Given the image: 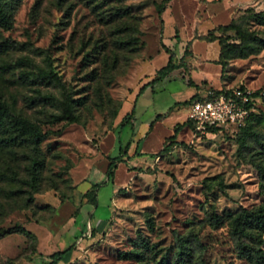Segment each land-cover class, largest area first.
Here are the masks:
<instances>
[{
	"label": "rangeland",
	"instance_id": "rangeland-1",
	"mask_svg": "<svg viewBox=\"0 0 264 264\" xmlns=\"http://www.w3.org/2000/svg\"><path fill=\"white\" fill-rule=\"evenodd\" d=\"M11 1L0 25V102L45 134L0 143V264H48L67 247L56 264H174L180 238L188 264H249L224 214L264 205L255 165L264 149L254 140H264V100L242 131L173 125L193 80L199 93L242 85L264 94V47L242 55L223 27L264 36L251 15L264 0ZM168 51L185 65L153 79ZM49 70L56 77L40 76ZM15 225L35 237L2 233Z\"/></svg>",
	"mask_w": 264,
	"mask_h": 264
},
{
	"label": "trees",
	"instance_id": "trees-1",
	"mask_svg": "<svg viewBox=\"0 0 264 264\" xmlns=\"http://www.w3.org/2000/svg\"><path fill=\"white\" fill-rule=\"evenodd\" d=\"M11 0H0V25L5 26L9 23V9L12 7ZM253 20L258 23L264 25V10L263 11H256L251 13ZM224 28H232L234 29L238 42L235 43V47L238 49L240 54H246L250 51L259 50L264 47V36H252L248 33H244L235 26L232 23L226 24L223 26ZM244 42H251V44L248 46V44H245ZM250 50V51H249ZM226 53L223 52V56H225ZM172 53L168 51L167 59L164 65L157 68L155 71V76L153 79L161 78L163 77L167 72H169L172 68H174L177 65H185L184 61L182 60V56H180V60L178 62L172 61ZM40 76H46L49 78L56 77L55 72L52 70H49L48 72L40 73ZM242 86V85H238ZM224 87L220 88H214L215 91L221 90ZM253 95H257L260 100H264V94L263 92H259L258 90H254ZM197 94H192L186 99L182 100L181 103L187 104L192 99L196 98ZM133 108L130 109V111L125 114L121 120L120 123L123 124L127 121H129L131 115H132ZM258 114V111L254 107L253 110H250L247 117L245 118L244 124L240 126L237 131H242L248 124L249 120L252 116H255ZM61 115H65L68 117V120L72 121L73 118L70 115V112L64 104L62 105ZM160 116L159 113H157L154 118H158ZM182 124H186L190 127V122L184 118V120L180 123H175L173 125V131H177L179 127ZM149 127L151 125V122H149ZM0 128L5 129L8 133L0 137V143L3 144H13L18 142H30V143H36L38 142L43 135L44 132H41L38 127H36L32 122L26 120L22 116L15 114L11 112L6 104L0 102ZM217 129H211L210 132H216ZM173 134L168 135V143H165L162 150L167 149L168 145H170V141H173ZM256 143L264 149V140L261 141L260 138L256 137L254 139ZM244 143V142H243ZM122 149L119 147V154L117 156L110 157L106 170H105V177L106 179H109L113 174V168L115 166V162L122 160L121 157ZM257 171L259 174V184L261 186V191L264 193V160L258 161L256 164ZM0 177H5V174L0 171ZM92 201H94V196H91ZM225 219H227V223L229 226V232L230 234L235 238L236 244H237V251L241 253L246 260L249 261V264H264V248L260 247L259 244L264 241V238H262L261 234L264 232V205H259L257 207L253 208H244L241 207L236 211H227L225 214ZM220 214H213L209 216V220L213 223H217L221 219ZM12 231H17L29 238H34V233H32L30 230L24 228L23 226L15 225L11 228H6L2 230V233H8ZM246 237L249 238L251 241L253 240L256 242L257 245H252L249 243H245L242 241V238ZM140 243L143 244V246H147V241L140 237L139 239ZM185 239L180 238L177 248L174 251V257L173 262L174 264H188L189 260V252L186 250V246L184 244ZM69 247L64 249H59L52 251L47 254L48 257V264H56V262L61 258V256L68 250ZM135 255V253H132ZM163 264H167L166 261Z\"/></svg>",
	"mask_w": 264,
	"mask_h": 264
},
{
	"label": "built area",
	"instance_id": "built-area-1",
	"mask_svg": "<svg viewBox=\"0 0 264 264\" xmlns=\"http://www.w3.org/2000/svg\"><path fill=\"white\" fill-rule=\"evenodd\" d=\"M253 92L245 86L224 87L218 91L207 88L185 104L189 128L194 134L212 133L211 129L236 131L255 107L258 96Z\"/></svg>",
	"mask_w": 264,
	"mask_h": 264
},
{
	"label": "crops",
	"instance_id": "crops-1",
	"mask_svg": "<svg viewBox=\"0 0 264 264\" xmlns=\"http://www.w3.org/2000/svg\"><path fill=\"white\" fill-rule=\"evenodd\" d=\"M192 81V80H191ZM189 84H191V85H193L194 86V88L190 91V93H189V95L187 96V97H189L190 95H192V94H201V93H199L200 91H199V89H198V82H196V81H192V82H190ZM206 90V89H205ZM204 90V91H205ZM186 97V98H187ZM186 98H184V99H186ZM183 99V100H184ZM185 115H186V113H185Z\"/></svg>",
	"mask_w": 264,
	"mask_h": 264
}]
</instances>
